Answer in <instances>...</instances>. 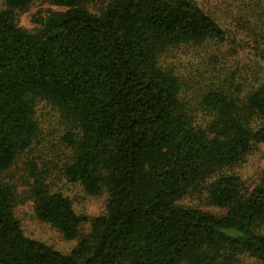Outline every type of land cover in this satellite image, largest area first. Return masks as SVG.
<instances>
[{
    "label": "trees",
    "instance_id": "16d2710c",
    "mask_svg": "<svg viewBox=\"0 0 264 264\" xmlns=\"http://www.w3.org/2000/svg\"><path fill=\"white\" fill-rule=\"evenodd\" d=\"M42 3L57 9L21 27ZM182 49L191 75L167 61ZM41 105L64 127L46 170ZM261 145L264 0L0 8V264H264V170L235 171ZM51 168L103 213H79ZM28 203L71 252L26 233Z\"/></svg>",
    "mask_w": 264,
    "mask_h": 264
},
{
    "label": "rangeland",
    "instance_id": "374dc122",
    "mask_svg": "<svg viewBox=\"0 0 264 264\" xmlns=\"http://www.w3.org/2000/svg\"><path fill=\"white\" fill-rule=\"evenodd\" d=\"M5 7V0H0V8ZM54 9V6L49 3H42L32 6L29 10L20 14V26L29 30L36 28V24L33 22L34 15H44L48 10ZM176 52V51H175ZM177 55L172 54L167 61H169L173 67H180V69L187 75L190 70L193 69L192 59L193 55L189 54L186 56L185 50L177 51ZM184 55V56H183ZM182 63H186L185 66ZM41 115L44 122V131L49 133L52 131L54 135L49 137L50 141H45V151L47 154L43 156L42 160H39V166L41 170H46L43 164L51 160H56L64 154L62 153V145L57 139L60 138L63 133V125L59 119V116L53 112V110L46 105H41ZM55 150V151H54ZM52 176H49V182L53 185L55 190H60L65 194L69 195L75 201V208L79 213L87 214L90 216L101 215L105 209L106 199H94L83 192L80 186L67 182L63 177L59 175V172L54 168H51ZM264 170V145H261L259 149L248 159L240 168L236 169L244 179L248 180L249 183L258 184L260 176ZM25 176H27L25 174ZM17 215L22 220L26 233L38 240L44 241L56 249L69 253L75 247L76 241H66L53 227L48 224L42 223L35 218L33 204L28 203L17 208ZM243 264H257L249 258L244 259Z\"/></svg>",
    "mask_w": 264,
    "mask_h": 264
}]
</instances>
